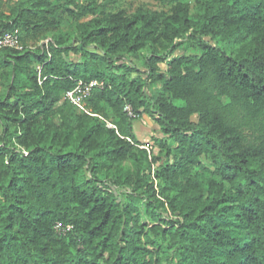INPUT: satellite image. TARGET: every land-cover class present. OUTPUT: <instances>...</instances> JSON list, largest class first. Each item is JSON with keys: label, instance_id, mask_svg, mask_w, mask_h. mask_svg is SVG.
Segmentation results:
<instances>
[{"label": "trees", "instance_id": "trees-1", "mask_svg": "<svg viewBox=\"0 0 264 264\" xmlns=\"http://www.w3.org/2000/svg\"><path fill=\"white\" fill-rule=\"evenodd\" d=\"M10 1L0 35L25 47L0 51V264H264V0ZM184 37L201 51L175 54ZM80 79L104 82L86 110L66 97Z\"/></svg>", "mask_w": 264, "mask_h": 264}, {"label": "rangeland", "instance_id": "rangeland-1", "mask_svg": "<svg viewBox=\"0 0 264 264\" xmlns=\"http://www.w3.org/2000/svg\"><path fill=\"white\" fill-rule=\"evenodd\" d=\"M7 2H11L10 0H5ZM65 1V0H63ZM78 1H85V0H78ZM139 6H143L150 9H169V5H166L158 0H118L111 8L113 9H120L124 8L128 12H134ZM88 18V17H87ZM75 25V22L71 18H66L63 21L62 28L64 30L72 29ZM51 34H48L47 37L40 40L38 44L30 46H39L43 45L44 43H48L51 39ZM176 43H180V46L175 50V54L178 53H199L201 50L194 44H192V40L189 37L178 38L176 39ZM170 50V47L167 50H161L162 53L167 52ZM74 56H80V54H75L72 52ZM150 54V49H145L142 53V57H132L128 56V60H133L141 69H145V62L144 56ZM39 65V64H37ZM40 68V66H38ZM162 68H166V63L162 64ZM5 88V84L3 83L2 78L0 77V91ZM147 90H151L154 94H158L161 91V83L159 81L152 83L151 85L147 86ZM135 131L137 133L138 138L141 142L145 143L144 146H147L148 149L155 154L159 153V147L155 146V137L157 136V132L155 131L156 128L159 129V126L156 125L155 119L151 118L148 115H143L141 117L136 118L134 122ZM153 147V148H152ZM158 184V180L157 183ZM124 201L130 199L126 194L122 195ZM133 200L137 202L138 206L143 213L144 221H150V217L145 212V207L147 204V197L145 194H135L132 196Z\"/></svg>", "mask_w": 264, "mask_h": 264}, {"label": "built area", "instance_id": "built-area-1", "mask_svg": "<svg viewBox=\"0 0 264 264\" xmlns=\"http://www.w3.org/2000/svg\"><path fill=\"white\" fill-rule=\"evenodd\" d=\"M6 47L23 49L25 46L21 41L19 29L9 30L0 35V51ZM104 82L98 79H92L88 82L80 79L76 86L67 90L66 97L79 109L86 110L85 98L95 86H103ZM130 115L135 116L130 105L126 106ZM73 225H64L60 222L56 223L55 228L58 232H67L72 229Z\"/></svg>", "mask_w": 264, "mask_h": 264}]
</instances>
